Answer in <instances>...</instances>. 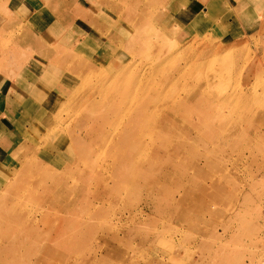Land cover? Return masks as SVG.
Segmentation results:
<instances>
[{
	"label": "rangeland",
	"instance_id": "374dc122",
	"mask_svg": "<svg viewBox=\"0 0 264 264\" xmlns=\"http://www.w3.org/2000/svg\"><path fill=\"white\" fill-rule=\"evenodd\" d=\"M0 87V264H264V0H0Z\"/></svg>",
	"mask_w": 264,
	"mask_h": 264
},
{
	"label": "crops",
	"instance_id": "0c3cea01",
	"mask_svg": "<svg viewBox=\"0 0 264 264\" xmlns=\"http://www.w3.org/2000/svg\"><path fill=\"white\" fill-rule=\"evenodd\" d=\"M4 88L0 87V142L5 139L6 137H9V131L8 128H6L5 125H7V121H9L11 114H8L6 111H12L11 107H5V104L7 103L4 99L5 95H8V92L6 90H2ZM38 90V89H34ZM39 92V91H38ZM4 94V95H3ZM6 112V116L3 115V113ZM4 117V119H3ZM0 149L5 150L6 148L4 146L0 145Z\"/></svg>",
	"mask_w": 264,
	"mask_h": 264
},
{
	"label": "bare ground",
	"instance_id": "6f19581e",
	"mask_svg": "<svg viewBox=\"0 0 264 264\" xmlns=\"http://www.w3.org/2000/svg\"><path fill=\"white\" fill-rule=\"evenodd\" d=\"M72 15H74V14H72ZM238 102H240V100L239 99H236V103H238ZM106 108V107H105ZM104 109V108H103ZM106 109H108V108H106ZM111 116V115H110ZM109 117V116H108ZM139 152V151H138ZM15 190V189H14Z\"/></svg>",
	"mask_w": 264,
	"mask_h": 264
}]
</instances>
